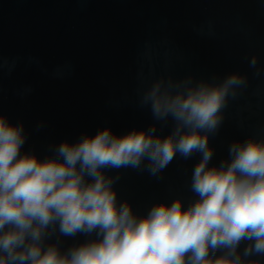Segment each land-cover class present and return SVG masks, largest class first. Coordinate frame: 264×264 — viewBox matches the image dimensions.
<instances>
[{"label": "clouds", "instance_id": "clouds-1", "mask_svg": "<svg viewBox=\"0 0 264 264\" xmlns=\"http://www.w3.org/2000/svg\"><path fill=\"white\" fill-rule=\"evenodd\" d=\"M257 65L252 55L259 76ZM247 86L238 71L222 80L161 75L141 90L139 105L153 118L147 128L83 133L43 159L22 153L23 122L0 111V264H264V138L233 140L227 158L210 166V137ZM169 121L166 135L158 131ZM195 154L189 187L196 198L187 205L176 196L138 214L119 201L120 169L159 178L177 155ZM78 234L88 239L62 250L60 237Z\"/></svg>", "mask_w": 264, "mask_h": 264}, {"label": "water", "instance_id": "water-1", "mask_svg": "<svg viewBox=\"0 0 264 264\" xmlns=\"http://www.w3.org/2000/svg\"><path fill=\"white\" fill-rule=\"evenodd\" d=\"M252 55L259 76L249 67ZM0 58V111L23 122L22 153L41 159L83 133L147 128L153 118L139 105L141 90L161 75H247V88L229 101L210 137V166L227 158L233 140L264 138V0H0ZM199 159L177 155L159 178L120 169L119 201L129 200L138 214L176 196L187 205L196 198L189 185ZM86 239L60 237L62 250Z\"/></svg>", "mask_w": 264, "mask_h": 264}]
</instances>
